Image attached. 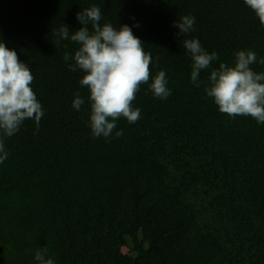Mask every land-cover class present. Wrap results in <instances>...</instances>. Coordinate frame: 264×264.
<instances>
[{
  "label": "trees",
  "instance_id": "16d2710c",
  "mask_svg": "<svg viewBox=\"0 0 264 264\" xmlns=\"http://www.w3.org/2000/svg\"><path fill=\"white\" fill-rule=\"evenodd\" d=\"M92 5L101 24L131 27L171 90L160 99L141 85L140 119H119L108 138L92 136L82 73L63 59L78 46L54 45ZM184 15L194 30L178 36ZM191 38L218 54L211 67L251 49L264 72V25L244 0H0V39L29 65L45 113L4 141L0 264H36L43 246L55 264H264V124L219 111L210 69L191 82Z\"/></svg>",
  "mask_w": 264,
  "mask_h": 264
},
{
  "label": "clouds",
  "instance_id": "9594fccd",
  "mask_svg": "<svg viewBox=\"0 0 264 264\" xmlns=\"http://www.w3.org/2000/svg\"><path fill=\"white\" fill-rule=\"evenodd\" d=\"M244 3L264 25V0H244ZM76 18L82 26L70 31L67 25H62L54 45L56 48L61 40H70L78 46L74 54L65 52L63 59L71 62L68 63L71 71L82 73L79 85L88 90L92 136L108 138L119 119L124 118L128 123L140 119L141 111L133 107V102L141 85L148 84L155 97L167 99L171 95L168 78L164 70L153 75L152 56L129 25L117 28L110 22L101 24L102 10L97 5L78 11ZM194 24V16L176 19L177 35L190 33ZM183 47L191 56L190 79L195 86H200L201 71L210 69L204 91L221 113L233 118L248 116L264 124V72L251 67L257 63L255 51L237 50L233 64L220 62L218 67H211L218 60L215 51L209 53L196 38L184 39ZM259 63L264 65V58ZM33 81L29 65L0 39V163L8 157L5 138L15 135L26 120L34 121L38 129L45 114L31 87ZM84 104L85 98L77 91L72 107L80 111ZM121 135L122 129L115 131L116 137ZM34 259L36 264H55L46 246L36 249Z\"/></svg>",
  "mask_w": 264,
  "mask_h": 264
}]
</instances>
